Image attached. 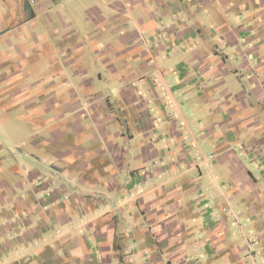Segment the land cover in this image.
<instances>
[{
	"label": "crops",
	"instance_id": "0c3cea01",
	"mask_svg": "<svg viewBox=\"0 0 264 264\" xmlns=\"http://www.w3.org/2000/svg\"><path fill=\"white\" fill-rule=\"evenodd\" d=\"M0 264H264V0H0Z\"/></svg>",
	"mask_w": 264,
	"mask_h": 264
}]
</instances>
